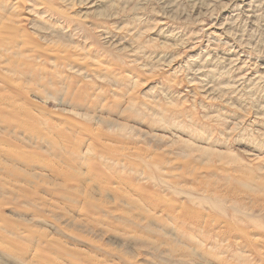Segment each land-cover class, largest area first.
<instances>
[{"label": "rangeland", "instance_id": "obj_1", "mask_svg": "<svg viewBox=\"0 0 264 264\" xmlns=\"http://www.w3.org/2000/svg\"><path fill=\"white\" fill-rule=\"evenodd\" d=\"M38 1L75 61L0 89V264H264V0Z\"/></svg>", "mask_w": 264, "mask_h": 264}, {"label": "bare ground", "instance_id": "obj_2", "mask_svg": "<svg viewBox=\"0 0 264 264\" xmlns=\"http://www.w3.org/2000/svg\"><path fill=\"white\" fill-rule=\"evenodd\" d=\"M5 1L6 0L0 1V11L2 10V7L5 8ZM20 1L21 0H15L14 3H10V6H9L10 10H12L16 7H19V5H18L19 3H17V2H20ZM50 4L51 3H49L47 0H40V1H38V3L34 2L30 5V8H28V12L34 11L37 8V9L41 10V12L37 13V15H39L40 17L50 10H54V11H57L58 13L67 15L64 11L58 10V8L52 9L50 7ZM19 20L14 21L12 19V17H10L8 15L3 16L0 13V64L4 65V67L0 66V89L7 88V89H11V90H16L15 92L18 93V92H20L21 87H22L21 81H26V83L29 84L30 86L40 87V90H42V92H44L42 94H43V97L45 98L47 95L45 93L46 85L44 83V80H46L48 78L51 79V77L48 74H44V71H45L44 66L38 65L35 61L36 60H48L49 59V60L55 61L56 65H59V64L63 63V61L64 62L66 61V64L68 66L70 62L74 63V61H75L72 59L74 57V53H68L69 50L67 49V47L66 48H51V49H49V47L47 45L41 44L38 40L31 37L27 31H24V29H22L23 23L20 22ZM67 22H72V19L67 21ZM103 34L104 35L106 34V36H108V38H109L107 41L110 44H113V41L115 39H113V40L111 39L112 35H108L109 32L107 31V29H104V31L101 32L99 34V36H102ZM130 34H131V32H130ZM120 36H121V34H120ZM105 37H103V38H105ZM140 48L141 47H139V45H137L136 49H140ZM89 49H91V48H89ZM133 51H134V49H133ZM226 54H227V56H229V53H226ZM1 58H3V59H1ZM106 65L107 66H105L103 64H101V65L98 64V67L102 66V67H104L105 70H108L110 68V66H109V64H106ZM69 67L73 68L70 65H69ZM56 70H59L58 67L56 68ZM64 72H65V70H64ZM23 90L25 92H27V90H31V89H23ZM68 94H71V93L69 92ZM4 100L5 101L9 100V97L0 95V104H1V102H5ZM61 101L64 102L62 99H61ZM11 105H15V104H11ZM14 109H17L16 106H14ZM13 159H15V158L13 157ZM69 160L76 165L79 163V161L77 160V154H69ZM28 163H30V162H28ZM0 169L2 171H5V172L8 171L6 168H3L2 163H0ZM59 195H62L61 197H65V196H63L64 195L63 192L59 193ZM22 196L24 197V201L26 204L35 203V200L37 199L32 194L24 193ZM18 203H20V202H17V205H18ZM0 205H1V201H0ZM192 214H193V211H192ZM210 221H211V219L209 220V222ZM237 226H238V224H237ZM230 230H231V228H230ZM219 234L221 235V232H219ZM219 234L217 233L216 235L218 236ZM5 235H6V233H5ZM231 236L236 237L234 239L235 242H233L235 244H241L245 241L251 242V239L247 240L246 235H238L237 236L235 234H231ZM199 238L202 242H204L208 239L202 235ZM261 239H260V241H261ZM227 240H230V238ZM254 240H257V238H255ZM229 242L230 241H228V243ZM261 243H262V241H261ZM263 243H264V241H263ZM1 249H4V248H1Z\"/></svg>", "mask_w": 264, "mask_h": 264}]
</instances>
